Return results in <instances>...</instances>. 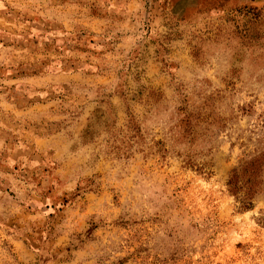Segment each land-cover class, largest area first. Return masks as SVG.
Here are the masks:
<instances>
[{"label": "rangeland", "instance_id": "1", "mask_svg": "<svg viewBox=\"0 0 264 264\" xmlns=\"http://www.w3.org/2000/svg\"><path fill=\"white\" fill-rule=\"evenodd\" d=\"M0 264H264V0H0Z\"/></svg>", "mask_w": 264, "mask_h": 264}]
</instances>
